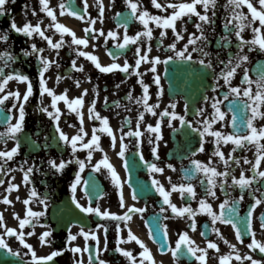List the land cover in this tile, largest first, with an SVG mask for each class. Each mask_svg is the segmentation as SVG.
Segmentation results:
<instances>
[{"label": "flooded vegetation", "instance_id": "af4514ba", "mask_svg": "<svg viewBox=\"0 0 264 264\" xmlns=\"http://www.w3.org/2000/svg\"><path fill=\"white\" fill-rule=\"evenodd\" d=\"M62 2L70 3L75 10L82 12L83 0H51L50 6L56 8L57 18L61 23L71 28L76 33L77 37H84L86 35L84 29L88 26L87 20L82 21L77 17L71 16L67 12L64 15H60L58 6ZM140 2L150 11V13L154 15H168L172 12L171 8H167V10L164 8L156 9L152 5L151 0H140ZM159 2L163 5H168L169 3L183 2V0H159ZM187 2H190V0H187ZM103 3L105 5L104 19L102 23L98 20L95 28H103L105 33H107L109 30L117 31L120 33L119 42H122L124 28L121 25L124 22L123 17L128 16L130 14V10L126 5L125 0H115L114 4L112 3V0H103ZM226 3L227 0H218L217 15L213 18L215 23L212 26L215 31H213L212 28H209L207 25L205 26L207 29L206 34L209 37V44L206 50L213 54L219 53V59L225 61L229 57V52L235 53L238 51L239 43L238 38L235 37L234 31L228 33V30L223 26L226 19H231V12L225 7ZM253 3L256 4L257 0H253ZM88 4V14H90L93 18L97 17L99 15L98 0H88ZM25 5H28L27 9H25ZM6 7L8 9L7 14L0 16V30L7 32L10 36V39L7 43L0 41V51L5 50L10 44L11 51H13L14 54H17L18 59L15 64H12L11 68H6L5 72H9L15 68L20 69L24 73L28 74L33 81L36 94L30 98V102L26 106L28 115L26 117L25 131L21 134L22 148L20 154L16 156L14 160L10 161L8 165L9 167L17 170L12 172L10 175L5 176V184L0 186V212L4 213L5 223L8 227H15L19 230V222L15 218L14 214L18 213L21 218L25 216L28 206L22 201L29 197L31 189L34 186L39 193V196L34 198L31 204V207L34 211H44L43 204L40 203V197H49L47 214L41 217L40 223L36 225V235L26 237L28 242L34 246L38 255H48L56 249L66 248L69 229L73 234H77L79 233L81 225H83L87 231L89 229H94L98 223H104L109 228L108 251H102L101 258L108 261L109 264H130L128 258L123 257L122 254L114 251L118 237L122 235L125 239L127 238L126 229L123 233H118L116 231L115 225L116 223L120 222L103 220L95 214H86L82 212L73 201V194L70 185L74 181L79 166L72 164L65 169L63 174H54L53 170L49 169L47 161L50 158L56 159L57 163H59L62 158H68L70 156L71 149L70 147H61L57 145L56 141L58 139V132L55 127V121H53L46 114L39 112L38 108L36 107L39 101L37 69L39 68L40 64L35 56H24L21 49H30V44L35 42L38 47L45 48V52L43 53L44 55L59 62L58 68L53 65V67L46 74L47 77H50L48 80V86L52 87L57 92V94H60L64 92L65 89H67L69 98H75L80 96L84 89H88V94L84 97L85 103L82 109L84 114V128L89 133V135L84 138L85 142L91 138L93 127H99L101 123L100 121L90 119L88 112L91 102L96 99L94 95V85L97 84L99 85L100 91L96 102V110L99 111L102 116L109 117L110 125L116 131L117 137L120 135L119 129L126 118L130 120L131 123L124 126V131L126 132L129 129H136L139 113L144 111L142 104L136 103V99L142 95V88L137 83L138 77L134 74L130 75L129 73H124L120 70H116L113 73H102L96 69L94 64L86 57L81 56L77 58V53L75 51L77 46L71 43L72 37L69 34L64 35L63 39L65 43L64 46L59 49L60 55L57 57V50L51 49L47 42L42 40L39 36L29 38L23 34L16 33L14 30H10V21L13 18L20 26H23V24L27 21H31L33 24H35L42 20V27L46 28V34L52 37L53 42L60 41L61 34L56 32L54 28H47L51 18L47 17L46 13L40 10L41 5L39 4V0H15L14 3L10 2ZM197 7L199 11L203 12L202 7ZM32 8L36 9L37 15L34 16L32 14ZM240 11L249 14V10L246 6L240 9ZM117 12L121 13L120 17L116 16ZM196 22H198V18L196 16H192L191 20L185 16L176 22V27L178 30L183 31L185 27L187 28V32L183 33L184 39L177 42L178 48H182L183 45L187 43L191 33H196L199 35V32L195 27ZM236 23H238V21H233V24L229 27H234ZM149 26L153 28V37L150 41L151 52L148 53L149 57L151 58L160 56L163 60L166 58V56L173 55V52L167 47L170 43L175 42V37L172 30H167V35L162 38L163 43L161 44L160 33L164 30L157 27L154 22H150ZM254 26L258 27L259 22L257 21ZM143 27L144 26L138 20H135V18L129 20L128 35H135L138 31L143 30ZM225 34H229L231 36V43L222 47L220 37ZM242 35L245 39L251 40L255 34L252 32V27L250 26L244 30ZM117 42V40L109 38L107 44H105L104 37H100L99 40H91L87 48L82 45L79 47L83 51L97 55L101 63L104 65H108L113 62V58L108 55L109 51L116 55V62L120 63L121 65L124 64L125 60H127L128 63L135 65L137 57L134 55V53L136 51L137 45L129 44V46L125 49H118L116 47ZM93 44L97 45V47H93ZM147 46L148 42L145 40L142 45L143 51H147ZM194 46L195 45H190L189 51H191V48ZM244 52L250 55V61L247 62L245 66L249 69V75L255 79L257 75L255 68L258 64H264V53L259 51H252L249 53L247 47H245ZM192 55L194 57V61H190L189 63L195 68H198V70H203L202 66L195 63V58L200 54L198 52H193ZM73 59H76L78 66H84L83 72L72 68L71 61ZM213 59L215 70L218 73L224 66L219 64L218 61L215 60V57H213ZM150 67V63H142L140 71L144 73L145 82L150 85L149 93L151 99L149 100V103L158 104L159 107L156 109L158 113L156 116H153L149 112H145V119L140 124V130L144 132L143 137L140 138L142 140V144L138 145L137 139L134 137H126L124 143L128 144V150L125 157L121 158L118 156V152L120 151L119 139H117L116 147L113 148L111 147L110 137L105 133H98V135L101 136V147L104 149V152L107 153L110 162L116 168L122 181H128L130 177V186L127 182L124 184L126 204L129 206L134 204L137 207H146V211L143 214H136L133 216V220L129 222V226L132 228L134 234L144 240L147 246L151 249L157 264H200V262L196 261L195 257H192L191 255H181L179 261L177 262L176 258L173 257L169 251H167V248H165L163 252L160 250L161 240H164L165 245L171 243L174 247L176 240L179 238V234L184 231H188L189 235L201 247H206L208 240L217 242L220 252L218 253L214 249H209L208 264H219V256L223 254H229L230 252H233V250L230 248V244L224 243V240L221 239L220 234L212 231L213 227H218L220 229V233L225 239H227L231 244H236L241 255L251 254L255 259L264 260V254L259 253L258 249L256 252H251V250L246 247V245L251 242V234L247 230L245 223H241L240 225L243 230L244 239V243L241 244L236 239L235 229L231 225L224 224L220 221H217V223L213 225L211 222V217L207 215V213L198 212L196 216L197 228L196 231H192L190 228L191 219L187 214H185L183 217H180L172 213L171 209H168V211L165 213L160 212L161 207L167 206L163 204V198L152 186L151 182L153 174L149 172L148 167L143 163L142 160H140L141 151L143 152L145 159L151 162H156L158 166L164 168L163 173H155L154 175L156 179L161 181L166 190L171 191V185L169 184L168 177H171L172 183L187 184L191 182L194 185L197 193L196 199H192L187 194L181 197L179 191L172 192L170 198L178 207H183L186 204H190L193 209H198L199 200L205 197L207 180L203 173L195 174L191 181L185 179V170L193 168L191 163L192 160L198 159L204 163H208L209 158L211 157L212 163L217 167L218 171H224L225 167L218 156H212V153L216 147L215 143L213 142V137L207 136L204 138V140L207 141L204 144L205 151L200 152V138L198 133L192 131L187 125L181 128L178 119L171 120L170 117H163V121H161L159 113H162L165 108H168L172 102H176L177 106L175 111L183 115L184 104L187 102L189 108L186 119L193 121L194 126L203 128L202 124H196V121L203 119V117H200L196 114V110L198 108L205 107L207 110L206 114H210L213 111L211 108V101L205 104L202 99L203 95L206 94L209 97L219 96L220 99H223L222 93L223 91L227 90V85H225L222 89H218L217 92H213L211 87L214 84V80L213 77L208 73L209 76L206 78L207 84L202 86L204 89L198 98H196L194 88H188V93H183L178 88L170 90V86L165 79L166 68L165 65L161 63L156 65V69L161 77L163 95L158 96L157 93L160 91V86L154 84V73L149 70ZM131 71L132 70L130 69V73ZM57 76L64 77L60 80L59 84L56 82ZM88 76L91 77L90 82L87 79ZM242 78L241 69L238 70L235 78L232 81L233 86H239ZM76 80L81 81L79 87H77L75 84ZM122 81L123 83H121ZM118 83L120 84V88L117 90L115 85ZM220 83L223 84V80H221ZM26 87V82L18 83L17 81L13 80L9 82L6 91H15L18 88L21 93H24L26 91ZM129 92L132 93L133 99L131 100L127 99V94ZM105 97H108L109 106H105ZM229 99L231 100L232 97ZM113 101H119L120 106L113 105ZM12 102L13 101L11 99L6 102V107L11 108ZM43 102L46 106L50 105L51 97L45 94ZM228 103L229 101H224V104L221 106L222 110L227 113L226 126H224L225 122L221 121L214 124L213 129L222 130L226 133H234L231 123V117L233 113L232 111L228 110ZM58 106L64 113L60 120V127L69 136L75 135L79 131L80 127V122L76 113L70 112L63 101L58 102ZM4 115L11 117L12 113L0 111V132L5 131L7 128V122L3 119ZM248 115H250V113H245L239 109L238 133H244L247 131L245 125L241 123V120H246ZM209 118H211L210 115ZM12 122L14 123L15 121L13 120ZM158 122L161 123V131L164 139L159 142L160 159L156 160L151 153L152 145L148 143L149 136L152 135L154 138L155 134H150L145 129L147 124H152L155 126ZM169 122L171 123V127L169 126ZM255 123L257 127H260L264 125V120H257ZM69 125H74V127H70ZM173 129L176 130L174 131ZM45 138H47V140ZM33 141L36 143L33 144ZM46 143L50 145L49 148L43 147V145ZM14 144L15 141L11 139L7 141V145H5L3 142H0V150H4L6 147L7 149H11ZM233 147L234 145H232L231 142L228 144H221V151L225 153V158H227L228 155L232 153ZM104 152L99 150L94 151L91 163L95 164L100 159H102ZM193 152L196 153L195 156L192 155ZM87 153V149H82L79 150L76 155L79 156L80 159H84L87 164ZM233 155L237 157H246L248 160L254 162L255 147H251L250 150L238 149L236 153H233ZM124 159H127L128 161V168L124 167ZM25 160L28 161V165H31L33 162H35L37 168H39V171L34 170L32 183L28 185H25L23 182V173L19 171V167L23 166V162ZM2 162L3 161L0 160V163ZM168 164H172L175 168V171L168 168ZM230 164L233 174L237 177H239L242 170L245 172V175H252V172L250 171L251 164H245L243 159H241L240 165H236L231 161ZM261 170H264V162L261 164ZM12 176H15L14 181L11 180ZM82 176L83 180L89 181V188L86 193L82 185L78 186L75 193L77 200L87 206L89 199L91 198L93 206L99 204L102 210H109L117 214H123L126 209L119 206L117 189L112 183L107 169L102 167L101 171L96 172L91 166H87L85 167ZM217 179L219 181L223 178L218 177ZM202 180L204 181L203 184L201 183ZM93 181L96 187H93ZM9 182L20 185L19 190H14L10 195L5 191ZM254 187H260V192L255 193L256 196H260L261 193H264V182L259 185L254 183ZM132 188H136L138 191V199L136 200L132 199ZM225 189L226 191L221 190L219 185H217L215 189L217 198L207 197L208 202L212 204L213 210L217 213L220 212V204L223 203L225 199L229 198V194L231 198L238 199L241 191L237 186L231 185V179H229L228 185H225ZM249 191L250 190H245V199L238 205L239 215L241 218L247 217L248 209L254 203L252 196L248 194ZM4 196H9V198L13 200V204H4L2 202ZM17 196H19V200L17 199ZM261 213H264V205L257 206L255 209L253 214V226L256 231V238L261 242H264V229H261L259 226V216ZM165 216H168L167 220L164 218ZM157 224L159 225L158 229ZM165 224L168 225L169 231V235L166 239L163 236ZM42 225H50L53 229H55L53 237L49 238L53 239V243L51 245L42 244L38 238L39 234L47 230ZM121 227H124L123 223H121ZM150 229H153L151 235L149 234ZM3 230V227H0V232H3ZM31 230V225L26 226L24 229L25 232ZM201 233H204V235H201ZM100 237V246L101 249H103L104 236L102 230L100 232ZM6 239H8L10 246L13 249H20L22 253L27 251V249H24L23 246L20 245L19 241L14 237H6ZM77 245L81 248L90 247L93 255H95V241H86L83 236L78 235L77 240L72 242V246ZM121 247L132 250L133 254L137 256L139 252L142 251L140 246L135 241L122 244ZM78 259H80V254H74L71 251L66 250L62 256L56 257L54 262H50V264H74V261ZM29 260L30 255L28 257H24V260L21 261L20 257L11 256L6 250L0 249V264H27V261ZM83 264H88L87 252L83 253ZM94 264H99V262L94 261ZM145 264H149V262L146 261ZM232 264H240V262L233 259ZM244 264H250V261H245Z\"/></svg>", "mask_w": 264, "mask_h": 264}, {"label": "snow or ice", "instance_id": "6c2138e0", "mask_svg": "<svg viewBox=\"0 0 264 264\" xmlns=\"http://www.w3.org/2000/svg\"><path fill=\"white\" fill-rule=\"evenodd\" d=\"M14 3L15 0H0V16H4L7 14L8 9L7 5L9 3ZM112 3H115V0H112ZM125 3L130 10V14L128 16L123 17V24L121 25L124 28V34L122 37V42L120 40V33L117 31L109 30L105 33L103 28L97 29L95 25L99 20L101 23L104 19V11L105 5L103 0H98V9L99 15L93 18L90 14H88L89 4L88 0H83V9L81 11H77L73 8L70 3L62 2L59 4V14L64 15L66 12L69 13L73 17H77L80 20H87L88 26L84 29L86 35L84 37H77L76 33L65 24L61 23L57 18V10L54 7H51V0H39V4L41 5V11L46 13L47 17L51 18L50 23L47 25V28H54L56 32L61 34L60 41L53 42V39L50 35L46 34V28L42 27L43 21L33 24L31 21H27L20 26L17 24L16 20L13 18L10 21V30H14L16 33H20L25 35L26 37H34L39 36L42 40L46 41L47 44L51 47V49L57 50L56 56L59 57L61 49L64 46V35L69 34L72 37L71 43L76 45L75 51L78 57H86L89 61H91L95 68L98 69L102 73H113L116 70H120L124 73L134 74L138 77L137 83L142 88V95L136 99V103L142 104L144 111L139 113L136 129H129L128 131H124V126L130 124L131 121L127 118L121 125L119 132L120 135L117 137L116 131L110 125L109 117L102 116L99 111L96 110V102L99 97V85H94V95L96 99L91 102V106L88 109L89 118L93 120L100 121L99 127L94 126L91 138L85 142V137L89 135V133L84 128V114H83V106L85 103L84 97L88 94V89H84L80 96L75 98H69L68 90L65 89L64 92L57 94V92L48 86V80L50 77H47L46 74L49 70L55 65L57 68L59 67V62L57 60H53L50 57L44 55L45 48L38 47L35 42L30 44L29 48H22L24 56L32 57L35 56L39 61V68L37 69L38 74V83H39V101L37 103V108L39 112L46 114L53 121H55V127L58 132V139L56 141L57 145L61 147H70L71 153L68 158H62L59 163H57L56 159L50 158L47 162L49 165V169L53 170V173L63 174L65 169L72 165L76 164L79 166L78 172L75 175L74 181L71 183V191H72V199L75 202L76 206L86 214H95L99 216L103 220L116 221L120 223H116L115 228L118 233H123L125 229L127 230V238L124 236H119L116 243L115 252L122 254L123 257L128 258L130 264H145V262H149V264H157L154 256L151 252V249L147 246V244L139 238L136 234H134L132 228L129 226V222L133 220V216L136 214H143L146 211V207H137L136 205H127L124 195V184L125 182L129 183L130 186V177L128 181H122L119 173L117 172L114 165L110 162V159L104 149L101 147L100 140L101 136L98 133H105L111 139V147H116L117 139L120 141V151L118 152V156L124 158L126 152L128 150V144L124 143L126 137H134L137 139V144L141 145L144 132L140 130V124L145 119V112L151 113L153 116L158 115L156 109L159 107L158 104H150L149 100L151 99L149 89L150 85L144 80V73L140 71V67L142 63H150V71L154 73L153 82L155 85L160 86V91L157 93L158 96L163 95V88L161 86V77L157 72L156 65L163 63L164 65H169L171 61L179 60L182 62H190L194 61V57L192 55L193 52H198L200 55L195 58V63L202 66L203 69L208 70V73L213 77L214 84L211 87L213 92H217L218 89L224 88L227 85V90L223 91L222 96L223 99H220L219 96L209 97L208 95H203L202 99L207 104L211 101V108L213 111L210 114H206L207 110L205 107L198 108L196 110V114L200 117H203L202 120L196 121V124H202L203 128L194 126L193 121L186 119L189 105L186 102L184 104V114L181 115L176 109V102H172L168 108H165L162 113H159L161 117V121H163V117H170L171 120H179L181 128L187 125L191 128L192 131L198 133L200 138L199 142V151H205L204 144L207 142L204 140L205 137L210 136L214 138V143L216 145L215 150L212 153V156H218L220 160L223 162L225 170L218 171L217 167L213 165L211 157L209 158L208 163H204L198 159L192 160V169H186V177L185 179L191 181V179L197 173H203L206 180V192L205 197L199 200V208L193 209L190 204H186L183 207H178L172 200L171 194L173 191H179L181 197L185 194L189 195L192 199H196L197 193L194 185L189 182L185 183H172L171 177H168L169 184L171 185V191L166 190L165 186L161 183L160 180L155 178V173H163L164 168L158 166L156 162H151L144 158V154L140 152V160L148 167L149 172L153 174L152 178V186L155 188L156 192L163 198V204L167 207H161L160 212L165 213L168 209H171V212L176 214L177 216L183 217L185 214L191 219L190 228L192 231H196V216L198 212L207 213L211 217V222L213 225L220 221L224 224H229L235 229L236 239L243 244V230L241 228V223H245L247 230L251 234V242L246 245L251 252H256L259 250V253L264 254V242H261L256 238V231L253 226L254 220V212L257 206L264 205V193H261L260 196H256V192H260V187H254V183L259 185L264 182V170H261V164L264 162V125L257 127V120H264V64H258L255 68L256 78L253 79L249 75V69L245 66L247 62L250 61V55L244 52L245 47L248 48L249 53L252 51H259L264 53V0H257V3L254 4L253 0H227L225 5L231 12V19H226L224 22V28L228 30V33L234 31L235 37L238 38V51L235 53L229 52L228 59L222 60L219 59V53L213 54L210 51L206 50L209 44V37L206 34L207 29L205 26L207 25L209 28H212L213 31L215 29L212 27L215 23L214 17L217 15V7L218 0H183V2L179 3H169L168 5H163L159 2V0H151L152 5L156 9L171 8L172 12L168 15H154L150 13V11L142 5L140 0H125ZM258 5V6H257ZM200 6L203 9V12L198 10ZM247 7L249 10V14L240 11L243 7ZM27 9L28 5L24 6ZM32 14L37 15L36 9L32 8ZM87 14V15H85ZM117 17L121 16L120 12L116 13ZM187 16L189 20L192 19V16H196L198 18V22L195 23V27L199 32V35L196 33H191L187 40V43L183 45L182 48L177 47V42L184 39V32H187V28L185 27L183 31H180L176 27V22L181 20L183 17ZM135 18L138 20L144 27L143 30L138 31L135 35H128V21ZM233 21H238L234 25V27L230 28L229 26L233 24ZM259 22V26H254L256 22ZM150 22H154L155 25L164 31H161V44L163 43V37L167 35V30L171 29L175 42L170 43L167 47L169 50L173 52V55H168L163 60L160 56L149 57L148 53L151 52V39L153 37V28L149 26ZM252 27V32L255 34L253 39L247 40L244 38L242 33L248 27ZM100 37H104V42L107 44L108 39L111 38L113 40H117L116 47L118 49H125L129 46V44L137 45L136 51L134 55L137 57L135 61V65H132L125 60L124 64L116 62L117 57L113 52L109 51L108 55L113 58V62L108 65H104L101 63L99 57L90 52L83 51L79 46H84L87 48L91 40H99ZM10 39V36L7 32L0 30V41L7 43ZM148 42L147 51H143L142 45L144 41ZM221 46H227L231 43V36L229 34H225L220 37ZM195 45L189 51V46ZM93 47H97V45L93 44ZM143 52V54H142ZM218 61L219 64L224 67L220 69L217 73L215 70L214 59ZM18 56L11 51V45L0 51V111L2 112H11L12 115L9 117L8 115H4L3 119L7 122V128L5 131L0 132V142L5 143L7 145V141L9 139L14 140L15 144L11 149L0 150V160L3 162L0 163V186L5 184V176L10 175L12 172L17 169L9 167V162L14 160L16 156L20 154L22 148V138L21 134L25 131V123L27 113V105L30 102V98L33 97L36 93L34 90L33 81L30 76L24 73L20 69L13 68L9 72H5L6 68H11L12 64L17 62ZM71 66L73 69L77 71H84L83 65H77L76 59L71 61ZM130 69L132 70L130 73ZM242 69V80L239 86H233L232 81L235 78L238 70ZM64 77L57 76L56 82L59 84L60 80ZM87 79L89 82L91 81V77L88 76ZM17 81L18 83L27 84L26 91L21 93L17 88L15 91H6L7 86L10 81ZM223 80V84L220 81ZM123 83V81L121 82ZM75 84L77 87L80 86L81 81L76 80ZM115 88L118 90L120 88V84H116ZM47 94L51 97V104L45 105L43 102V98ZM232 97L230 100L229 98ZM12 100L11 108L6 107V102ZM127 99H133L132 93L129 92L127 94ZM63 101L67 109L70 112L76 113L80 127L79 131L72 136H69L64 132V130L60 127L61 117L64 115L60 107L58 106V102ZM224 101H229L228 110L232 111L231 123L233 128L237 127V113L233 111V109H241L245 113H250L247 116L246 120H241V123L245 125L247 131L244 133H226L222 130H214L213 125L224 121L225 125L227 124L226 116L227 113L222 110L221 106L224 104ZM113 105L120 106L119 101H113ZM105 106L108 105V97H105ZM53 109V110H50ZM171 109V110H169ZM209 115L211 118H209ZM15 121L14 123L12 121ZM70 127H74V125H69ZM169 126L171 127V123L169 122ZM148 133L155 134L153 138L152 135L148 138V143L152 145L151 153L155 157L156 160L160 159L159 155V142L164 139L162 131H161V123H156L155 126L152 124H147L146 129ZM174 131L176 129H173ZM47 140V138H45ZM62 142V144H61ZM231 142L234 147L232 148V153L225 158V153L221 151V144H228ZM36 142L33 141V144ZM45 148H49L50 145L47 143L43 145ZM251 147H255V160L250 161L246 157H237L233 155L236 153L238 149H251ZM87 149V164L84 159H80L76 153L79 150ZM99 150L104 152L103 158L100 159L95 164H92L93 152ZM193 156L196 155L195 152L192 153ZM243 159L245 164H251L250 171L252 175H245V172L242 170L239 177L233 174L231 170L230 161L235 163L236 165H240V161ZM91 166L94 171L99 172L101 168H105L108 170L112 183L115 185L118 193V202L121 208H125L126 210L123 214H117L115 212L109 210H102L99 204L93 206L91 202V198L89 199V203L87 206L82 204L79 200L76 199L75 193L77 191L78 186H83L85 192L89 188V181L83 180L82 173L85 170V167ZM124 167L128 168L129 164L127 159H124ZM168 168L175 171V168L172 164L167 165ZM35 171H39L35 162L31 165H28V161L25 160L23 162V166L19 167V171L23 173V182L25 185L32 183L33 173ZM223 178L218 181L217 178ZM229 179H231V185L237 186L241 191L238 199L231 198L229 194V198L225 199L223 203L220 204V212L217 213L213 210L212 204L208 202L207 197L217 198V193L215 191L217 185H219L221 190H225V185H228ZM11 180H15V176L11 177ZM203 184L204 181L202 180ZM93 187L95 183L93 181ZM20 188L19 184L9 182L8 187L5 191L10 195L14 190L18 191ZM245 190H250L249 195L252 196L254 203L248 209L247 217L241 218L239 215L238 205L241 201L245 199ZM39 193L36 188L33 186L30 192V195L27 199H24L22 202L27 205L26 214L23 218L20 217L18 213H15V218L19 222V230L15 227H8L5 223V216L3 212H0V227H3V232H0V249H4L7 253L14 257H20L21 261L24 260V257H28L30 255V260L27 261V264H50V262H54L56 257L62 256L64 251L68 250L74 254H80V259L75 260L74 264H83V253H88V264H94V261H98L99 264H109L108 261L101 258V252L108 251V235L109 228L104 223H98L94 229L85 230L84 226L81 225L79 233L73 234L69 229V234L67 237V247L60 248L52 251L48 255H38L34 246L28 242L26 237H31L36 235V225L40 223V218L47 214L48 208V196L40 197V203L43 204L44 211H34L31 207L34 198H37ZM131 196L133 200L138 199V191L136 188H132ZM19 200V196H17ZM2 202L7 205H12L13 200L9 198V196H4ZM227 209V211H226ZM166 220L168 216L164 217ZM260 228L264 229V213H261L259 216ZM121 223L124 224V227H121ZM31 225L32 230L25 232L24 229L26 226ZM47 230L43 231L39 234V240L42 244L51 245L53 243V239H49L53 237V233L55 229H53L50 225H42ZM159 225L157 224V229ZM103 231L104 236V244L103 249L100 246V232ZM153 229L149 230V234L151 235ZM212 231L220 234L221 239L224 240L225 244H230V248L233 252L229 254H223L219 256V264H232V260L240 262V264H244L245 261H250V264H264V260L255 259L251 254L241 255L239 249L236 244H231L227 239L223 237L220 233V229L218 227H213ZM83 236L84 239L95 241V255L90 250V247L81 248L80 246H72V242L77 240V236ZM169 235L168 225H164L163 236L166 239ZM204 235V233H201ZM6 237H14L19 241L20 245L23 246L27 251L21 252L20 249H13L10 246V243ZM131 241H135L142 251L139 252L138 256L133 254L132 250L121 247L122 244H127ZM167 248V251L171 253L173 257L176 258L177 262L180 259L181 255H191L195 257L196 261H199L200 264H208L209 258V249H214L216 252H220V248L217 242L212 240H208L206 247H201L196 241L189 235L188 231H184L179 234V238L175 242V246L173 247L171 243L165 245L164 240L160 242V250L163 252Z\"/></svg>", "mask_w": 264, "mask_h": 264}, {"label": "water", "instance_id": "95a60500", "mask_svg": "<svg viewBox=\"0 0 264 264\" xmlns=\"http://www.w3.org/2000/svg\"><path fill=\"white\" fill-rule=\"evenodd\" d=\"M169 67H171L172 69H170L169 71H168V77H169V79H170V83L171 84H175V82H176V75H178L179 76V79H178V83H184L185 82V77H183V76H186L185 74H183L182 73V71L185 69V68H188V66L186 65V64H183L182 62H179V66L178 65H176L175 64V62H170L169 63V65H168ZM178 69V72L176 73V75H175V73H174V71H176ZM188 76V75H187ZM189 76H191V75H189ZM192 79V78H191ZM191 79H189L187 82H185V83H187V85H189V84H192L193 82H192V80ZM184 81V82H183ZM236 113H237V117H238V119H237V126L239 125V111H237V110H234Z\"/></svg>", "mask_w": 264, "mask_h": 264}]
</instances>
